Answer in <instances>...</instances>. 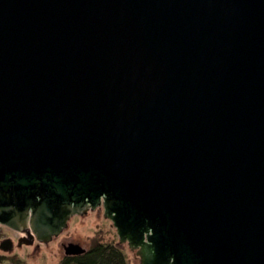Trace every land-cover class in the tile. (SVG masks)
I'll list each match as a JSON object with an SVG mask.
<instances>
[{
	"label": "water",
	"instance_id": "water-1",
	"mask_svg": "<svg viewBox=\"0 0 264 264\" xmlns=\"http://www.w3.org/2000/svg\"><path fill=\"white\" fill-rule=\"evenodd\" d=\"M99 207L140 264H264V0H0V224Z\"/></svg>",
	"mask_w": 264,
	"mask_h": 264
},
{
	"label": "rangeland",
	"instance_id": "rangeland-1",
	"mask_svg": "<svg viewBox=\"0 0 264 264\" xmlns=\"http://www.w3.org/2000/svg\"><path fill=\"white\" fill-rule=\"evenodd\" d=\"M64 235L73 236L83 246H92L96 242L105 244H119L127 258L126 264H140L127 244H120L117 229L111 220L105 218L104 209L88 212L87 216H76L69 222ZM11 236V227L0 224V243ZM40 250L23 246L11 252L0 250V264H60L62 248L59 243H51L49 247L40 245Z\"/></svg>",
	"mask_w": 264,
	"mask_h": 264
},
{
	"label": "flooded vegetation",
	"instance_id": "flooded-vegetation-1",
	"mask_svg": "<svg viewBox=\"0 0 264 264\" xmlns=\"http://www.w3.org/2000/svg\"><path fill=\"white\" fill-rule=\"evenodd\" d=\"M97 209H103V207H99ZM90 211H95V210H89L88 212H90ZM88 212L84 213V214H81V215L77 214V215H74V216L70 217V219L68 220V226L59 235L54 236L53 239L50 240L49 242L40 241L38 239L37 235L35 234V232L33 231V229L30 227V225H28L22 231H19V230H16L14 228H11V236L7 237L6 239H4L0 243V250H4V248H3L4 242H7L11 246V252L13 250H15L17 248H21L23 246H30V247H34L36 250H40V248H41L40 245L41 244L43 245V247L46 248L51 243L58 242L60 247L62 248V254H61L62 257H61V260H60L61 261L60 264H79V259L81 257H85L86 255L87 256L91 255V252L94 250V247H93L94 245H92V246L91 245L90 246H83L73 236L64 235V233L66 232V230H68L69 222H70V220L72 218H74L76 216H81V217L82 216H87ZM30 237H33L32 239L34 241V243L31 244V245L26 244V240H29ZM73 244L80 245L85 251L83 253H80V254H69L68 255L66 253L67 252V248H69ZM120 244L124 245V244H127V243H120ZM117 245H119V244H117Z\"/></svg>",
	"mask_w": 264,
	"mask_h": 264
},
{
	"label": "trees",
	"instance_id": "trees-1",
	"mask_svg": "<svg viewBox=\"0 0 264 264\" xmlns=\"http://www.w3.org/2000/svg\"><path fill=\"white\" fill-rule=\"evenodd\" d=\"M91 255L79 259V264H126L127 258L117 244L96 242Z\"/></svg>",
	"mask_w": 264,
	"mask_h": 264
}]
</instances>
